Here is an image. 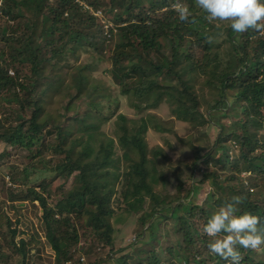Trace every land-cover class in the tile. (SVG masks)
<instances>
[{
	"label": "trees",
	"instance_id": "obj_1",
	"mask_svg": "<svg viewBox=\"0 0 264 264\" xmlns=\"http://www.w3.org/2000/svg\"><path fill=\"white\" fill-rule=\"evenodd\" d=\"M178 2L188 4L189 21L179 19ZM143 3L113 0L105 9L115 13L112 29L107 18L101 23L93 15L104 9L100 0H0V16L8 19H0V42L4 44L0 50V104H10L0 113V142L26 151L30 159L13 178L15 188L9 189L8 200L19 203L31 197L37 202L56 264L73 260L78 244L74 220L83 221L93 231L98 243L109 250L106 258L113 264H131L126 254H116L132 247L135 240L142 243L148 231V239H154L151 223L156 218L177 221L178 238L166 250L146 252L147 260L141 264H230L209 253L207 245L215 238L202 229L233 196L244 199L237 206V216L258 215L264 224V134H259L264 133V34L251 29L237 34L228 21L209 23L195 0H157L147 8ZM197 22H204L203 28L196 27L200 26ZM107 41L113 44L108 60L97 54L88 58L91 61L74 63L83 54L100 52ZM166 41L171 47L167 63L160 58ZM107 61L110 69L105 76L99 75V67ZM178 63L202 73L200 95L195 90L197 81L189 86L181 80ZM10 69L13 76L8 74ZM127 80L132 81L131 87ZM206 88L212 92L208 99L201 93ZM47 93L57 95L56 117L46 112ZM79 99L87 102L93 114L77 116L79 104L75 102ZM162 104L170 107L176 122L202 128L184 141L194 150L192 163L178 165L181 172L187 169L190 178L198 166L208 167L202 176L212 178L215 204L206 211L193 201L198 188L192 184L185 189L180 174L175 194H162L169 185L168 172L163 169L170 160L162 146L150 148L145 139L149 131L167 135L172 130L155 114ZM126 105L132 116L119 111ZM66 117H70L67 122ZM222 119L232 120L224 124ZM107 123L113 137L102 130ZM231 144L237 149L233 157L229 155ZM257 148L262 150L256 154ZM46 154L57 160L51 169L46 166ZM213 165L232 171L226 184L210 170ZM243 173H248L249 180ZM56 175H74V186L54 208L35 187ZM116 186H120L125 205L121 212L126 216H117V209L111 206ZM83 197L87 203L79 206L72 220L62 202L73 211L74 202ZM148 202L149 211L143 213ZM5 215L0 212V224L9 225ZM111 218L116 223L126 218L123 231L135 239L127 240L128 246L119 250H114ZM11 233L12 248L25 260L31 252L26 249L29 242L20 239L15 243L16 230ZM238 250L243 257L240 264H264L255 258V251Z\"/></svg>",
	"mask_w": 264,
	"mask_h": 264
},
{
	"label": "rangeland",
	"instance_id": "obj_2",
	"mask_svg": "<svg viewBox=\"0 0 264 264\" xmlns=\"http://www.w3.org/2000/svg\"><path fill=\"white\" fill-rule=\"evenodd\" d=\"M104 9L101 11V15L97 18H99L101 23H103L106 18L108 19L109 23L108 26L113 29L112 20L114 19L115 13H109L106 12L105 9L109 8V4L113 0H100ZM157 2V0H144L143 7L147 8L150 5L153 4V2ZM179 1V0H178ZM183 2V1H180ZM184 7L188 8V4L183 3ZM182 5L181 3H176L177 6ZM115 8V7H114ZM206 16V14H205ZM0 19L4 22H6L8 19H6L5 16H0ZM0 20V22H2ZM107 21V20H106ZM200 26L204 23H199ZM219 23V22H215ZM220 24V23H219ZM112 26V27H111ZM199 25L196 26L198 28ZM195 27V28H196ZM106 29V26H105ZM202 30V29H200ZM263 35V34H262ZM253 40H255V37H253ZM108 42V44H107ZM106 42V47L104 49H101L100 52L97 51L93 55L89 54H83L76 62L75 64H81L85 63L87 61H91L88 58H95L97 54H100V56L103 59H107L110 56V50L112 49L113 44L109 43V41ZM108 48V50H107ZM170 44L168 41L164 42L161 47V53L160 58L167 63L170 60L171 55V49ZM4 49L3 42H0V50ZM103 67H105V71H103ZM110 69V62L107 61L101 64L99 67V75L103 74L105 76V73L107 70ZM11 70V69H10ZM176 71L180 74L181 80L183 82H187L189 86H195V82L197 81V87H195V90L200 95V91H198V87L200 86V82L202 81V73L200 71H197L193 69L192 67L188 66L187 63L181 64L178 63L176 66ZM12 72V71H11ZM96 77V75H95ZM103 80H109L106 77H103ZM128 85L130 87L133 85L131 80H127ZM107 82V81H106ZM204 92V93H203ZM202 95L204 94L205 99H208L210 97V93H212L210 90L203 89L201 92ZM57 95L51 96L50 93H47L44 96L45 102H47V110L46 112H49L50 114L54 115L56 117L55 109L57 108ZM74 100V99H73ZM73 100L71 101V104H73ZM75 104H79V109L77 116H84L86 113L93 114V111L90 110V106L87 104V102L84 99L76 100ZM203 107H201V111H204L206 106L202 104ZM10 107V104L7 102H1L0 104V113L5 109ZM120 112L124 114H128V116H132L133 112L131 109L128 108V105L123 106L119 110ZM155 114L158 116V118L165 123V127L167 129H171L170 133L167 135H160L156 134L152 131H149L148 134H146L145 139L147 141L148 147L152 148L154 146L160 145L164 148L165 153H167L169 157V165L165 167V172H168V186L166 190H162V194H166V192H170L171 195H174L176 192L175 185L177 184V178L179 174L182 175L184 178V188L188 189L193 184L195 187L198 188V193L193 198L194 203L197 204L199 207L203 208V210H207L208 205L215 204L214 203V196H213V186L211 184L212 178H204L203 176L205 171L208 170V167L205 166H198L195 170L191 171V178L188 177L187 169L185 168V174L180 170V167L178 163H181L183 165H188L192 163L193 160V154L194 150L189 149L188 143H184V141H188V136L194 137L196 134H198L202 128L198 129H192L191 124L187 123H180L176 122L174 118L172 117V114L170 112V107L166 104H162L158 110L155 111ZM235 116L238 114H234ZM68 118L66 117L65 121H68ZM232 120V119H231ZM223 120L222 122L224 124H229L231 121ZM264 121V120H262ZM112 127L110 126V123H107L102 130H104L109 137H113L111 134ZM249 130V128H247ZM175 130L177 133H175ZM250 130H253L252 128ZM216 133V131H214ZM259 134H264L263 131H260ZM261 136V135H260ZM178 138H182L183 142H180ZM204 145L205 142H202ZM168 145H171V149L168 147ZM231 149L229 152L230 156H234V154L237 152V149L233 147L234 145H230ZM262 149H256L254 153L261 152ZM57 161L52 155L46 154L45 156V163L46 166L51 169L54 166V162ZM30 163V159L24 150H19L17 148H12L6 143L0 142V212H4L7 216V218L10 220V224L7 225L5 221H3L2 224H0V264H56L55 262V256L54 252L51 250L49 244L45 240V229L44 224L42 221V210L37 204V202L32 201L31 197H29L25 202H10L8 200V191L11 188H15L12 184L13 178L16 177L17 172H20L23 166H26ZM180 164V165H181ZM181 165V166H183ZM184 167V166H183ZM210 170L214 171L215 174H218L220 176L219 180H222L223 184H226L230 180L229 177L231 176L232 171L230 169H221L220 166H211ZM212 172V173H214ZM202 176V177H201ZM242 176H246L245 180H249L248 173H243ZM73 176H70L68 178L56 175L54 177L48 178L46 181H41L38 186L35 187V190L42 194L45 197V200L49 207H54L55 205L62 200L63 197L66 196L67 192L71 190V188L74 186V179ZM246 183V182H245ZM45 184L48 185L47 189L45 187ZM120 186H116L115 192L113 193L111 197V206L115 209L116 215L119 216H126V213H122L121 209L124 208V204L122 203V197L120 195L119 191ZM228 195V194H224ZM72 200V198H71ZM87 197H83L80 200H76L72 207L68 211V203L66 201L62 202V207L64 206V212L66 214H69V216H72V220L75 218L76 213H78L80 210V205L86 204ZM123 205V206H122ZM151 206V202H148L145 205V211H149V208ZM66 207V208H65ZM119 208V209H118ZM63 210V208H62ZM147 211V212H148ZM57 215L58 211H54ZM140 212L139 215L142 214ZM209 212H212V210H209ZM5 216L3 220L5 219ZM75 224L77 225L78 229V244L74 251V257L71 262L68 264H113V262L106 258L108 254H110L109 250L105 248L101 243H98V240L95 239L93 231L90 228H85L83 226V221H77L74 220ZM111 225L114 228L113 236L115 237L114 242V250H119L123 248V246H128V244L132 241H134V236L132 234H126L125 231H123L124 228H122V224H127L128 220L126 218H123L122 222H114V218L110 219ZM152 230L155 234L154 239H148L149 235L151 236V232L148 231V233H144L141 241L142 243L135 240V243L132 247L126 248L123 252H120L116 254V257L122 255L123 253L126 254L129 262L131 264H141L145 263L147 260L148 255H144L146 252L152 251L153 249H159V250H166L168 246H174L175 242L178 238V230L180 229L179 223L171 218H168L167 221L162 219H153L152 220ZM16 230L14 241L15 243H18L20 239H24L25 241L29 242V246H27V250L30 249V253L27 254L25 260H23V255L16 251L11 246V236L12 231ZM127 240H130L128 243ZM127 242V243H126ZM141 244V245H137ZM255 258L257 260L264 261V250L261 251H255L254 254ZM166 264V263H162ZM212 264V263H209Z\"/></svg>",
	"mask_w": 264,
	"mask_h": 264
},
{
	"label": "clouds",
	"instance_id": "obj_3",
	"mask_svg": "<svg viewBox=\"0 0 264 264\" xmlns=\"http://www.w3.org/2000/svg\"><path fill=\"white\" fill-rule=\"evenodd\" d=\"M196 6L206 13L209 22H230L233 32L242 34L249 29L264 34V2L262 0H195ZM181 21H189L192 13L183 5L177 6ZM99 17L101 12H93ZM211 40V38H209ZM8 71L10 76L14 75ZM241 196H233L208 219L203 234L215 238L207 245L210 254L219 256L230 264H240L243 259L238 249L264 250V224L261 217L251 213L237 216V206L242 204ZM221 233H224L221 237Z\"/></svg>",
	"mask_w": 264,
	"mask_h": 264
}]
</instances>
